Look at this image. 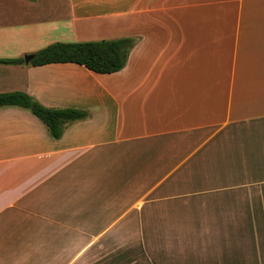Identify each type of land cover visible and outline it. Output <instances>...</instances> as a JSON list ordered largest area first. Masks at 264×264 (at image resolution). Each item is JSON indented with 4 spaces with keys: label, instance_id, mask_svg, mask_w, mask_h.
<instances>
[{
    "label": "crops",
    "instance_id": "1",
    "mask_svg": "<svg viewBox=\"0 0 264 264\" xmlns=\"http://www.w3.org/2000/svg\"><path fill=\"white\" fill-rule=\"evenodd\" d=\"M88 4L0 0V58L93 40L90 19L135 39L112 73L0 63V92L88 111L55 138L0 106V264H264V0Z\"/></svg>",
    "mask_w": 264,
    "mask_h": 264
},
{
    "label": "trees",
    "instance_id": "2",
    "mask_svg": "<svg viewBox=\"0 0 264 264\" xmlns=\"http://www.w3.org/2000/svg\"><path fill=\"white\" fill-rule=\"evenodd\" d=\"M135 44L132 37L102 38L82 41H56L35 51L31 65L74 62L99 73L121 70L127 63ZM24 58H0V63L20 64ZM18 105L31 110L48 127L55 138H60L66 125L88 117V111L76 107H49L33 95L22 91L0 92V106Z\"/></svg>",
    "mask_w": 264,
    "mask_h": 264
},
{
    "label": "rangeland",
    "instance_id": "3",
    "mask_svg": "<svg viewBox=\"0 0 264 264\" xmlns=\"http://www.w3.org/2000/svg\"><path fill=\"white\" fill-rule=\"evenodd\" d=\"M86 7H78L81 15L89 17H100L113 15L120 12L121 15L128 14V7L113 6V0H88ZM59 8V7H58ZM127 17V16H126ZM88 28L84 30L85 39H100L104 37H116L128 29V17L90 19ZM74 41V40H71Z\"/></svg>",
    "mask_w": 264,
    "mask_h": 264
},
{
    "label": "water",
    "instance_id": "4",
    "mask_svg": "<svg viewBox=\"0 0 264 264\" xmlns=\"http://www.w3.org/2000/svg\"><path fill=\"white\" fill-rule=\"evenodd\" d=\"M33 55H34L33 53L26 54L25 57H24L25 58V62L29 63L30 60L33 58Z\"/></svg>",
    "mask_w": 264,
    "mask_h": 264
}]
</instances>
